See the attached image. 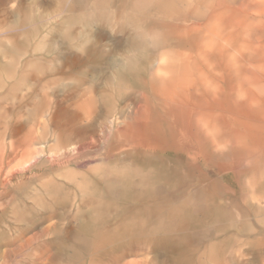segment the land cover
Instances as JSON below:
<instances>
[{"label":"bare ground","instance_id":"bare-ground-1","mask_svg":"<svg viewBox=\"0 0 264 264\" xmlns=\"http://www.w3.org/2000/svg\"><path fill=\"white\" fill-rule=\"evenodd\" d=\"M109 6L106 0L64 18L63 30L58 31L69 50L58 51L51 59H42L44 54L38 50L50 52L57 35L44 28L48 18L38 8L11 9L15 20L0 31V99L12 101L15 110L6 130L14 139L44 119L42 133L31 131L23 140L11 141L8 152L5 147L0 151L2 187L16 184L13 190L19 193L30 188L34 204L41 207V212L13 208L14 234L0 241V264H206L203 246L195 250L191 236L181 229L185 209L171 196L185 190L177 187L170 160H150V173L140 174L141 187H132L131 174L107 163L126 161L131 155L156 158L162 153L195 160L197 154L209 153V147L217 148L219 136L211 129L222 124L224 104L218 86L228 69L227 50L216 40L204 42L198 31L204 19L199 14H177L176 31L161 38L141 30L143 19L124 14L141 31L130 45L148 41L153 53L143 48L145 59H125L119 66L103 68L109 61L96 49L103 46L105 26L120 29ZM142 6L134 8L139 11ZM164 26L169 28L167 22ZM177 49L182 50L175 54ZM51 82L70 101L67 105L75 107L71 117L56 116L50 102L28 107V100L37 98L40 88L52 87ZM21 145L36 150L25 152L26 166L11 167ZM125 147L129 150H122ZM91 158L101 163L92 169L94 173L77 168H88ZM186 169L188 175L195 170ZM207 196L203 211L192 214L195 225L206 216L215 223L224 218L220 205L208 203Z\"/></svg>","mask_w":264,"mask_h":264},{"label":"rangeland","instance_id":"rangeland-1","mask_svg":"<svg viewBox=\"0 0 264 264\" xmlns=\"http://www.w3.org/2000/svg\"><path fill=\"white\" fill-rule=\"evenodd\" d=\"M105 1L0 0V13H2L0 15V27L3 26L0 31L9 29L8 23L15 20L14 13H11L12 10L25 11L32 7L38 8L40 15L48 18L44 28L53 29L50 32L57 35V44L51 48L50 52L45 49L38 50V54H44L42 59H51L58 51L69 50L68 41H65L60 32L64 27L61 24L63 19L75 13L77 15L78 12L96 8ZM72 2L75 4L74 9L68 7ZM108 2L110 4L109 11L113 15L112 21L117 22V26H120L121 30L116 29L117 27L111 30L105 26L103 46L96 49L97 53L102 54V59L109 61L103 64V68L110 69L111 66H119L125 59L143 60L146 58L142 55L145 48L147 53H153L152 50L154 49L148 41L145 42L146 45L136 47L130 45V43L132 44L131 39L141 31L132 23L127 22L123 17L124 14H133L134 19H143L141 20V30H147L146 33L149 36L161 38L165 37L164 35L174 34L177 26H175L173 19L177 17V14L190 12V15L199 14L204 19L203 26L198 27L200 35L205 36L204 42L214 44V40H216L226 48L228 55L225 57V64L228 69H224V76L218 86L221 89L222 96L220 97L222 104H224L221 108L222 124L220 129L218 127L211 129V132H215V136L217 133L219 136L220 145L217 148L209 147V153L202 154L201 152L197 154L195 160H188L189 158L184 156L166 157L162 153L156 155V158L143 155L141 159L131 155L126 161H109L107 164L112 168H120L131 174V181L129 180L131 186L141 187V183H139L140 174L150 173L149 161L152 159L168 161L166 159H169L170 161L167 163L169 167L175 170L173 175L177 178V187L185 190L181 194L171 196L174 202L181 204L185 209L181 229L187 230L195 250L199 245L203 246L202 252L205 254L206 264H264V0H108ZM136 4L145 6L138 8V11L134 8ZM42 5L43 7H41ZM165 22L168 23L170 29L164 26ZM59 29L61 30L58 31ZM60 41H62L61 44ZM148 47L149 49H147ZM181 50H175V54ZM208 73L213 76L217 74L211 70ZM229 76L233 77L232 81L228 79ZM56 82H51V85L48 84L52 87H42V90L40 88L39 96L37 98L31 97L27 105L32 107L38 101L50 102L55 107L56 116L63 114L65 117H71L75 107L67 105L70 101L58 91ZM54 88L55 94L58 93L56 95L52 92ZM11 102L7 99H0V151L5 147L8 152L11 141L23 140L31 131L36 133L35 135L43 132L44 119L43 124L39 123L34 129L26 128L20 135L14 139L11 138L5 126L13 118L12 116H15ZM24 111L26 109L22 110V112ZM23 146H20L19 158L12 162L11 167L26 166L27 156L25 152L36 150V147L29 149L26 148L27 146ZM127 148L122 150H129ZM88 160L85 161H88V168H77L92 172L101 166L98 159L91 158ZM231 162L233 163L231 164ZM190 166L194 167L195 170L188 175L185 170H187L186 167ZM214 185H218V187ZM15 187L16 184L8 185L4 189L0 184V192H4L0 196V241L3 242L14 234L13 228L16 222L13 208L16 207L18 211L35 209L34 211L41 212V207L34 204L35 201L31 198L34 191H30L28 188L20 190L21 193H19V190H13ZM203 188L206 191H203ZM190 191H194L192 197ZM206 196L210 198L208 203L216 202L220 205L224 218L215 223L211 216H206L203 217L200 224L195 225L192 214L203 211V205L207 203ZM5 237L6 239L3 240L2 238Z\"/></svg>","mask_w":264,"mask_h":264}]
</instances>
